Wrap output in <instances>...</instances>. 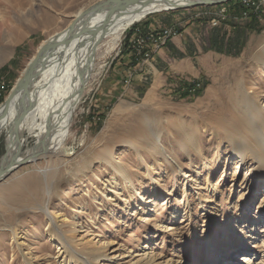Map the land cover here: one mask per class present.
Segmentation results:
<instances>
[{"label":"rangeland","instance_id":"1","mask_svg":"<svg viewBox=\"0 0 264 264\" xmlns=\"http://www.w3.org/2000/svg\"><path fill=\"white\" fill-rule=\"evenodd\" d=\"M95 1L100 0H0V68L13 61L8 71L0 73V98L4 97V89L14 84L38 44L49 34L62 30L79 8H87ZM230 1L213 6L154 11L139 20L161 16L165 24L162 29H171L162 40L165 44L171 36L181 35V30L189 24L190 35H187L192 38L188 37L202 48L197 55L204 59V64L201 67L198 60L194 64L201 67V78H186L179 74L166 77L167 68L155 75L143 74L146 78L137 77L130 69L124 75L126 66H119L124 48H132L139 65L153 56L144 53L145 46L137 56L136 39L129 40L126 34L127 29L139 21L125 27L118 36L104 37L94 44L92 68L90 66L84 90L71 111L73 119L57 154L41 155L0 180V264H67L63 248L50 239L56 227L80 250L99 251L106 242L105 253L113 259L109 261L99 256V264L142 262L149 253L186 264H208L207 258L213 253L217 256L214 259L221 264L225 262L221 256L223 247L232 248L233 255L228 259L239 264L253 255L252 243L264 233V222L258 223V219L264 217V212L260 211L264 208V178L252 172L254 160L247 158L236 172L241 186L232 185L229 144L207 142L209 136L205 135L202 125L208 114L227 111L225 105L218 104L203 117L194 118L185 113L187 107L203 101L209 88L210 97L218 99L221 95L219 87L231 93L250 92L264 107V66L251 58L252 49L262 38L264 28L259 33L248 31L245 34L244 46L237 56L206 50L207 36L212 29L220 27L231 32L232 14L240 17L241 9L239 14L233 12L235 7L241 8L239 0ZM252 6L259 8H254L249 17L254 15L264 27V0H255ZM219 9H229L228 16L217 19L218 23L213 25L211 20L217 18L214 13ZM174 18L177 24L170 22ZM207 51L216 54L212 59H206L204 55L210 53ZM186 55L188 53L176 52L173 57L180 61ZM179 80L190 83L191 91L202 88V81H206V85L200 96L180 99ZM147 95H153L156 105L154 111L150 110L153 107L150 105L145 107L146 110L152 116L160 115L167 120L163 122L166 129L172 131L173 126L169 123L181 120L186 125L198 124V136H207L201 141L206 145L204 160L194 156L193 161L174 137L166 139L164 136V146L172 158L182 163L190 174L188 179L172 176L168 161L152 156L146 147L121 143L122 138L137 141L135 136L142 127L137 116L126 114L121 117L117 108L141 110ZM101 113L105 118L95 131ZM106 132L109 135L102 138ZM178 136L182 137V134L178 133ZM25 138L27 141L23 140L21 149L30 147L35 141L32 136L25 135ZM8 141V129L4 125L0 129V160L6 145L8 148ZM110 146L120 165L129 173L134 189L103 161L105 154L102 152ZM192 154H195L193 150L190 156ZM142 155L144 161L140 158ZM197 171L199 177H209L216 192L189 181L191 175L195 178ZM47 182L49 191L45 189ZM183 190L186 193L183 194ZM150 194L157 198L146 203L149 215L143 221L140 218L143 199ZM199 196H203L202 206L198 203ZM48 213L55 218L53 222ZM117 248L128 252L130 257L119 256ZM253 257L257 264H264V258H260L263 255ZM76 264L87 263L79 261Z\"/></svg>","mask_w":264,"mask_h":264},{"label":"bare ground","instance_id":"2","mask_svg":"<svg viewBox=\"0 0 264 264\" xmlns=\"http://www.w3.org/2000/svg\"><path fill=\"white\" fill-rule=\"evenodd\" d=\"M100 1L93 2L87 8H79L73 19L62 30L49 34L38 44L35 53L28 59L14 82V84L18 82L16 89L11 92L9 97L6 96L5 102L1 104L0 129L4 125L8 129L9 162L14 161L16 158H22L25 153L30 151V149H27V152L15 156L21 149L20 144L23 140L27 141L25 135L32 136L35 140L47 135V145L44 148L45 152L42 156L57 154L60 144L68 134L66 133L67 128L73 119L71 111L76 106V101L80 97L78 93L79 84L82 79L85 78L86 81L88 78L90 66L92 68L93 65L92 53L94 51V44L96 45L99 39L118 36L125 27L139 21L146 15L154 12V10H166L176 5H185L188 2L185 0V2H176L175 0H170L169 2L167 0H122L108 19L103 21L112 0L107 3V6L105 5L106 7H100L98 4ZM89 9L91 10L85 13ZM93 22H97L98 25L94 28L92 35L88 39L85 36L82 37V29L87 24H92ZM251 58L257 60L261 66H264V34L252 49ZM25 74L26 76L18 81ZM219 89L221 95L218 96V99L210 97L211 89L209 88L203 101L197 102L193 107H187L185 113L191 117L198 118L206 116L207 112L211 108L213 109V107L218 106V104L225 105L228 108L225 112L219 111L218 113L208 114L206 122L202 125V129L205 135L209 136L207 142L225 141L229 144L231 153L229 156L231 162V183L240 187L241 183L237 182L236 172L239 164L243 165L247 158L254 160L252 172L260 174L259 177L264 178V107L262 108L259 98L250 92L238 90L235 93H231L222 90L223 88L221 87ZM152 97L153 95L146 96L145 101L141 102L143 105L141 106V110L117 108V114L121 117H124L126 114L137 116L136 118L139 119L142 127L135 136L137 141L133 142L132 138H122L121 143H128L131 147H146L152 156L168 161L172 176L179 175L183 176L184 180L188 179L190 174L185 171L182 163L172 158L171 152L167 146H164V136L166 139L174 137L177 145L184 152L188 153V158L190 157L189 159L191 160L194 156H198L204 160L203 156L205 157L206 145H202L201 141L207 136H198L200 131L197 128L198 124L194 126L190 124L186 125L181 120H176L178 122L172 124L168 121L173 126V129L172 131L166 129L163 126V122L167 120H164L160 115L156 116L153 114L152 116L145 108L150 105L153 106L150 110L154 111L156 103L153 102ZM139 111L140 113H138ZM178 113H180L179 110ZM178 133H181L182 137H179ZM108 135L109 132H106L102 138ZM113 150L111 146L106 147L102 152L105 154L103 161L113 170L115 175L117 174L123 181L129 182V185L134 189V184L132 185L131 179L128 177L129 173L126 168L120 165L116 156H114L115 152ZM192 150L195 154L190 156ZM140 158L144 161L143 155ZM195 173V178L191 175L189 180L191 183L197 186L204 185L206 189H209L213 193L216 192L217 189L215 190V186L210 184V179L207 175L201 178L198 171ZM47 178L48 174L46 173L45 180ZM45 189L49 191L48 182ZM184 193L186 192L183 190ZM202 197L199 196L198 198V203L201 206L204 205L201 200ZM156 198L157 196L154 194H150L144 199L142 198L144 205L141 209L140 218L143 221L147 219L146 215L148 214L146 203L155 201ZM260 211L264 212V208L260 209ZM48 215L51 216L53 222L55 220L53 215L49 213ZM258 220V223H262L264 222V217H260ZM148 221L153 223V220ZM55 227L56 225L54 224ZM157 227L159 226L157 225ZM55 230L53 237L50 239L52 241L55 240L63 248L67 264H76L79 261H85L87 264H99L97 261L99 256L112 261L113 257L110 258L105 253V249L108 246L106 242H103L99 251L80 250L73 246L67 240V237L65 238L64 234L57 230V227ZM252 247L253 255L242 259L240 261L241 264H257V262H254L255 258L253 257L256 254L263 255L260 258H264V233L256 237V241L252 243ZM231 249V247L222 248L223 253L221 256L223 255L225 262L221 264H239L228 259L233 255V251H230ZM117 251L119 256L126 255V257H130L128 252H124L119 248H117ZM149 254V256L144 257L142 262H136L135 260L134 263L130 264H186L178 260L164 259L162 255ZM216 257L213 253H210L206 262L208 264H216L217 261L214 259Z\"/></svg>","mask_w":264,"mask_h":264},{"label":"crops","instance_id":"3","mask_svg":"<svg viewBox=\"0 0 264 264\" xmlns=\"http://www.w3.org/2000/svg\"><path fill=\"white\" fill-rule=\"evenodd\" d=\"M179 14H185V13H179ZM161 20L162 18L159 15L151 16V17L148 16L145 19L139 21V23H137L136 25L128 28L126 33H128L129 39L135 36L137 30L138 32L140 31L142 33H147L148 31H154L158 34L163 28V26H165V24H163ZM170 22L175 23L177 21L174 18L173 21L171 19ZM187 25L188 26H185V28L181 30L180 32L181 35L171 36L169 40H167L166 44L163 41L159 43H153L152 41H147L144 49L147 53L153 54V56L147 62H142L140 63V65L139 64L135 65V67L138 68L137 70L133 69L132 68L133 66L131 67L128 64L129 58L126 56L125 58L126 61L124 62V65L126 66L124 75H126V73H129L130 70L135 71L137 77H142L144 76L143 74H147V73H151V75H155L156 72L159 73V70H164V68H167V70L165 71V76L168 75L169 77H171L173 74L175 75L179 74V76L186 78L187 77L201 78L203 73L201 71V67L204 64L202 63L204 59H201L202 57H199L197 53L198 50H201L202 48L200 49L199 46L194 43V40L193 41L191 40L192 37L189 36L190 35L189 28L191 27L189 24ZM188 36L191 38H189ZM130 49L132 50V48ZM176 52H181V53L183 52L184 54L188 53V55H186V57H184L183 59H180V61L179 60L177 61L176 58L173 57V54H176ZM207 52L210 53H208V55L206 54L204 55L206 56L205 57L206 59L208 58L212 59L213 54H216L211 51H207ZM125 54L127 53L126 50L124 49L120 55H125ZM196 60L199 61L201 67L198 66L196 67L194 65L196 64ZM144 77L146 78V76Z\"/></svg>","mask_w":264,"mask_h":264},{"label":"trees","instance_id":"4","mask_svg":"<svg viewBox=\"0 0 264 264\" xmlns=\"http://www.w3.org/2000/svg\"><path fill=\"white\" fill-rule=\"evenodd\" d=\"M233 2V0H231ZM230 1V2H231ZM228 2V3H230ZM241 8L235 7L233 12L234 14H239V10ZM232 24H233V29L232 31L228 32L227 30H223L220 27L216 28V29H212L209 33H208V40H207V49L206 50H212L214 52H219L225 55H239L244 46V38L246 37L245 34L248 31H257L258 33L262 31V29L264 28L263 26H261L258 22V20L256 19V17L254 15H251L245 22L239 24V23H235V21L231 20ZM128 35V33H126ZM126 40V39H125ZM124 42V41H123ZM127 47V46H126ZM126 50L125 55H121V59L119 61V66L121 67H125L124 62L126 61L125 58L126 56L129 58L128 64L132 67L137 65V63L135 62L134 59V54H132V50L127 47L124 48ZM17 53V51H16ZM125 56V57H124ZM124 60V61H123ZM13 61H10V63L5 64L3 67L0 68V73H5L7 70V68L9 67L10 64H12ZM126 67L123 68V70L125 71ZM202 88L199 89H195L194 91H191V84L190 83H186L185 81L179 80L178 81V90H179V97L180 99H184L187 98L188 96L191 97H198L202 94V91L206 85V81H202ZM11 88V85H9L8 87H6L3 91V95L4 97L7 95V93L9 92ZM3 97V98H4ZM0 98V102H2L4 99ZM104 114H100L99 115V119L98 121L95 123L94 129L95 131L97 129L100 128V126L102 125V122L104 120Z\"/></svg>","mask_w":264,"mask_h":264},{"label":"water","instance_id":"5","mask_svg":"<svg viewBox=\"0 0 264 264\" xmlns=\"http://www.w3.org/2000/svg\"><path fill=\"white\" fill-rule=\"evenodd\" d=\"M110 0H102L100 1L98 4L99 6H104L106 7L107 6V3L109 2ZM122 0H112L111 2V5H110V8L108 10V12L105 14L104 18H103V21H106L108 19V17L111 15L112 12H114L119 4V2H121ZM168 2L170 0H167ZM176 2L179 1V2H185V1H188L186 2L185 5H176L174 6L173 8H169V9H166V10H163V11H170V10H175V9H179V8H185V7H191V6H200V5H210V6H213L215 4H222V3H225L227 1H230V0H175ZM106 5V6H105ZM91 9L89 10H86L85 13H88ZM155 11V10H154ZM162 11V10H160ZM154 13V12H152ZM102 21V22H103ZM101 23V22H100ZM98 25L97 22H93L92 24H87L81 31V36H85L87 39L92 35L93 33V30L94 28H96V26ZM27 74V73H26ZM23 75L19 78L18 81H20L21 79H23V77L26 76ZM84 81H85V78L82 79V81H80V84H79V95L80 93L82 94V91L84 90ZM18 83V82H17ZM17 83L13 85V87L11 86L9 92H8V95L7 97L10 96L11 92L14 91V89H16V86H17ZM6 97V98H7ZM6 98L3 100V102L1 104H3L6 100ZM0 104V106H1ZM46 136H43L41 138H38L37 140L34 141V143L24 149H20L16 154L15 156L23 153V152H27L26 150L27 149H30L29 152L25 153L22 158H16L14 161L12 160V162H9V153H8V148H7V145H6V151L5 153L1 156V160H0V180H2L3 178H5L8 174H10L13 170H15L16 168L20 167L21 165H24V164H27V163H30L32 161H35L36 159H38L42 154H44V148H46V145H47V140H46ZM27 137H29L27 135ZM14 156V157H15Z\"/></svg>","mask_w":264,"mask_h":264},{"label":"built area","instance_id":"6","mask_svg":"<svg viewBox=\"0 0 264 264\" xmlns=\"http://www.w3.org/2000/svg\"><path fill=\"white\" fill-rule=\"evenodd\" d=\"M254 2H255V0H239V2H238L239 5H242L241 6L240 17L239 16H235V15L232 14V19L231 20H233V21H246L247 18L249 17V15L251 14V12L253 11V9L254 8L258 9L259 8V7H256V6H252V5H254ZM228 10L229 9H219V10H217L216 13H214V15L217 14V18L211 20L212 24L216 25V23H218L217 19H226V17L228 16L227 15V11ZM169 32H171V29L169 31L167 28L161 29V33H158V34L156 32H154V31H148L147 33H142V32H138V30H137L136 34L134 36V38L136 39L135 44L137 46V48L134 49L136 51L135 54L137 56L140 55L141 50L144 48V46L147 43V41L153 40L154 43H159V42H161L163 40L164 37L167 36V34ZM172 34H174V33H172ZM144 53L146 55H148L146 51H144ZM3 85H4V83H3Z\"/></svg>","mask_w":264,"mask_h":264}]
</instances>
